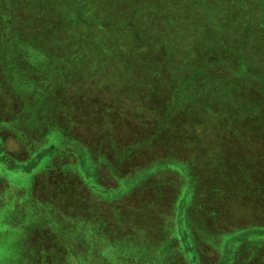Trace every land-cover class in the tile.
Instances as JSON below:
<instances>
[{
    "label": "rangeland",
    "instance_id": "1",
    "mask_svg": "<svg viewBox=\"0 0 264 264\" xmlns=\"http://www.w3.org/2000/svg\"><path fill=\"white\" fill-rule=\"evenodd\" d=\"M50 1L0 0V50L14 48L21 62L37 63L25 76L37 72L31 104L43 117L41 135L34 137L26 130L28 116H15L27 132L20 136L12 125L18 101L0 92V264H264V0H57L44 14ZM78 14L98 21L80 30L73 17ZM104 25L108 33L92 38ZM238 39L247 64L236 60ZM222 49L237 62L223 83ZM76 50L83 53L73 58ZM148 65L164 73L151 81L148 71L139 73ZM195 66H201L195 78L208 82L199 95L183 86L194 80L189 74ZM207 66L212 69L203 73ZM160 82H175L177 93L164 91ZM63 85L71 86L70 96ZM108 86L115 93L98 90ZM160 100L168 114L177 111L178 122L183 114H199L155 138L143 120L157 112ZM223 103L236 107L238 117L254 114L255 121L251 139L215 130L227 146L215 157L253 164L263 174H207L210 168L194 166L198 143L182 141L181 130L194 140L198 117L207 121L204 132L216 129L206 120L212 115L203 112L218 111ZM102 111L99 133L88 137L90 112ZM112 116L110 126L106 119ZM111 128V139L119 141L108 147L102 140ZM79 135L87 136L85 147L73 155L66 149L82 143ZM98 154L111 156L112 167L101 160L93 171ZM174 163L185 169L173 172ZM248 190L255 210L245 214L244 200L234 195L246 197ZM254 222L263 224L251 227ZM188 226L193 241L185 233Z\"/></svg>",
    "mask_w": 264,
    "mask_h": 264
},
{
    "label": "trees",
    "instance_id": "2",
    "mask_svg": "<svg viewBox=\"0 0 264 264\" xmlns=\"http://www.w3.org/2000/svg\"><path fill=\"white\" fill-rule=\"evenodd\" d=\"M56 5H57V0L50 1V2L47 3V5H44V8H43L42 12L44 14H47L53 7H56ZM80 8H82V7H80ZM32 11H36L37 15L41 12L40 8H38L37 10H34V9L30 8V12H32ZM73 17L76 20L77 28L80 29V30H83L84 28H86V26H88L90 23H92V21L93 22L98 21L95 18H93L92 16L91 17L90 16L89 17L88 16H82L81 14H78V15L73 16ZM84 17H88V18L85 19ZM4 24H7V29H8L9 21H8V23L4 22ZM105 26L106 25L101 27V31H98V32L94 31L91 34V37L96 39V40H99L101 37H104L108 33V30H107V28ZM239 37H241V35ZM135 38H137L136 35H135ZM238 40H239L240 46H239V48H236V51L238 52L237 56H236L237 62H238V58L240 57L239 49L244 45V41L243 40H241V39H238ZM13 49H5V50L1 49L0 50V92H3L4 90L5 91L7 90V91L11 92L12 96H14V98L16 97V99L18 101V102H15L14 106H13V113H14V119L13 120H16L15 123H12L13 128L19 130V135L20 136H22V137L23 136H25V137L27 136V132L24 133V132L20 131V121H19L18 118L15 117V116H19V115H21L23 113L24 114V118L26 116H28L29 121L31 122V124H26V125H28V129L26 128V130H31L32 131V136L36 137V136L41 135V132L39 131L38 126H39V121L41 119H43V117H42V114H41L42 112L40 111V109H38V111H36V106H32V104H31L32 100L34 99V96H32L31 88L34 85L37 84L39 79L37 77V72L36 71L33 70L34 72H30V74H28V76H25L26 75L25 72H26V70L33 69L34 66L37 63L32 65L29 62H26V63L21 62L19 60L18 53L14 52L15 49L14 50ZM82 53L83 52L81 50H76V51H74V54H73L72 57L73 58H78V57H80L82 55ZM243 54H245V53L244 52L241 53L240 59H244V62L246 63V59H245V56ZM220 55H221V58H223V60H226V62L222 63L223 65L220 64L221 72L218 73L219 74V78L222 80L221 82L223 83V82H225V80L227 79L228 76L229 77L232 76V74L225 75V73L227 72L226 70H228L229 68H232V67H236L237 66V62L235 61V58H233V55H232V53H230L229 50L222 49L220 51ZM13 59L17 60V63L15 61H13ZM55 59H56V57L52 54V57L49 60L55 62ZM30 60H31V58L28 57V60H26V61H30ZM64 64L67 65L68 68L70 67L66 62ZM200 68H201V66H198L197 68H196V66L193 67L192 70L190 71L189 77L190 78H194V80H189L187 86H186V83L183 84V86H185L186 91H190L189 94L193 93L195 95H199L203 91V89L208 86V82L207 81H204V80L200 81L199 79L195 78V74ZM99 69H100L99 66H95L93 68V72L96 73ZM211 69H212V67L207 66L206 69L203 71V73L207 72V71H210ZM217 70H218V68H217ZM247 70H248V68H247ZM247 70H246V72H249ZM144 71H148L149 72V74L152 77L151 81H155L158 76H160V75H162L164 73V72L163 73L160 72L157 69H156V72H152L150 65H148L146 67H143V66L139 67V73H142ZM69 73H70V70H68L62 76L63 77L64 76H68L67 74H69ZM56 75H58V74H56ZM98 79L103 81V82H105L104 80H102L100 78H98ZM159 84L161 85V87H164V91H169L170 90V92L173 95H175L177 93V86H176L175 82H172V84H170V85L163 84L161 82ZM168 86L170 88L168 90H166L168 88ZM63 88L65 90V95L66 96H70V94H71V86L70 85H66V86L63 85ZM79 90H82V88L79 87ZM98 90L99 91H107V92H110V93H115V91L109 86L108 87L98 88ZM223 92L225 93V94H223V96L226 99H228V100L231 99V95L228 93L229 91H224L223 90ZM20 94H22V95H20ZM95 98L101 99L100 96H97ZM165 100H167V99H165ZM95 101H98V100H95ZM247 101H250V103H251L250 105H252L253 107L255 106V102H254L252 96H250L247 99ZM82 102H84V101H82ZM147 102H148V100H147ZM163 103H164V100H160L158 107H155V111H157V112H155L153 114H150V115H146L145 114L146 118H144V120H143L144 124L148 125L149 127H152L155 130V132L153 133L155 138H159L160 136L163 137V134L167 131L166 130L167 128L169 130L172 129L173 130V131H171L172 133L177 131L175 129H178V128L182 127L185 124V123H183L184 120L186 122L187 119L190 120L191 117L196 116L197 114H199V113L183 114L182 115L183 121L182 122H178V121H176L177 111L176 110H172V112L170 114H168L167 107H165ZM190 104L191 103H188V104L186 103V106H189ZM146 106H147V104H146ZM176 106L177 105L172 101L171 109H174ZM220 106H221L220 110H218V111H215V112H203V113H208V114L212 115L211 118H208L206 120H212L211 123L215 126L216 129L210 130V132H204V130H208V129H206L204 127V125H206L207 121H205V120L204 121H200V119L198 117V118H196V122L194 124L192 123L193 128L195 130H198V135L194 137V140H191V137L187 136L184 130H181V134H182L181 138L183 137L186 142H188V143L197 142L198 143V155H197V157H195V162L193 163L194 166L197 168V170H199V166H200V163H201L203 168H207V169L210 168V170H209V172L207 174H263L262 173L263 169H261V167L259 168L257 166H254L253 164H248V163L244 164V163H240V162L232 163V162L224 159L223 157H215L216 153L227 149V146L224 145L225 143L222 142V140L223 141L226 140L222 136L223 133L222 134L221 133L216 134L215 130L216 131L217 130L218 131L222 130L223 132L226 131V132L231 133L230 138H232V139H236L238 137L242 138V136L245 139L246 138L247 139H251V137L248 135V133H249V131L251 129V124L255 121L254 114L246 115L243 118L238 117L237 114H236L237 113V108L232 106V105H230L229 103H223ZM106 109H108V111L110 110L111 112H117L115 109H113L111 107H107ZM90 114H92L91 115L92 116L91 122H93L94 125L92 123L91 130H85V132L88 133L87 134L88 137H89V135H92L91 132H93V134H98L99 133V131L97 129H99L101 127V125H100V122L98 123V121L99 120H103V119L106 118V113L104 111H102L100 113V115L96 114V112H90ZM185 115H187V116H185ZM9 117H12V116H9ZM113 117L114 116H112V118H110V119H106V121L109 122L110 126H111V120L113 119ZM234 117H236V118H234ZM107 118H108V115H107ZM4 122H6V120ZM189 123H191V122H189ZM34 124H35V126L33 127L32 125H34ZM17 127H19V128H17ZM259 127L263 128L264 126L259 124ZM112 129L113 128H111L108 131L107 137H105L102 140V141L105 140V143L108 145V147L111 146L109 144L113 145L115 142L117 143L119 141V140H112L111 139L112 137L109 135V132ZM74 130L79 131L80 130L79 126L77 128L74 127ZM81 131L82 130H80L79 133ZM101 131H103V129H101L100 132ZM62 134H63V132H62ZM100 134L101 135H99V136H103V133H100ZM226 134H228V133H226ZM83 137H81L80 135L77 136L76 138L78 140H82V143L81 142H75V144L72 143L73 146L71 145L69 148L66 149V151L69 152V153H72L73 155H75V153L78 154L77 149H79V148H83L84 149V147H85V143H83V142L85 140H87V136L84 137V138ZM76 138H74V139H76ZM183 138H182V141H183ZM214 138H215V140H214V142L212 144H206V145L203 144V142H205L207 140L214 139ZM260 138H262V137H260V135L255 137L256 140H260ZM98 139L99 138L97 136V138L95 140L98 142ZM124 142H126V141H124ZM165 147L167 148L168 146H165ZM99 148H100V146H99ZM69 149H71V151H68ZM45 150H47V149H45ZM157 154L164 155L161 152H159ZM37 155H38V153L33 155V157H36ZM202 155H204V156L202 157ZM33 157L31 156V158H33ZM80 157H83V156H80ZM111 158H112L111 156L110 157H106V156L100 157L99 154L97 156H95L94 159H95L96 163L93 166V171H94V168L96 166H98V169L100 168L101 165L99 164L100 163L99 161H101V160L104 163H106L109 168H111L112 167ZM211 158L215 160L214 164L209 163V160ZM30 161L31 160H29V163H30ZM120 161L121 160L119 158V160L114 162L115 165H118V163ZM33 162L34 163L37 162V159L33 160ZM212 165H215V166H212ZM234 165H237L239 168H237V170H236ZM252 165H253V167H252ZM171 167L174 168L173 172L176 171L178 173H180L179 171H183L185 169L184 167H182L181 165H179L177 163L171 164ZM51 169H52V167H48V168L46 167V171L47 172H50ZM116 170H114V171H116ZM157 170H158V168H157ZM194 173H196L195 170H194ZM199 193H201V192H199ZM234 196L237 199L244 200L245 204L244 203H241V204H244L243 205L244 209H242V210L245 212V214H247L248 209H249V211H253L254 212L255 209L253 210V208H251L253 205H251L249 203V202H253V201L248 199V197L250 196V190H248V194L246 195V197L244 195H242V194L241 195H234ZM254 202L255 203H259L258 199H256ZM213 217H214V215H212V213L210 211V218H213ZM207 222H208V224L210 226V231H206V232H207V234L208 233L210 234V233L213 232V225H212V223L210 221H207ZM260 223L263 224V222H260ZM260 223L254 222V223H252L251 227H256L255 225L260 227ZM195 226L199 227L196 224H195ZM245 227H249V226L245 225ZM238 229H240L239 225H238ZM216 230L217 229L214 228V231L217 234ZM185 233L188 235L187 238L189 240H191V241L194 240V236L195 235L193 234L191 227L188 226L187 227V231ZM247 238H244V239L246 240ZM201 258H203L202 255H201Z\"/></svg>",
    "mask_w": 264,
    "mask_h": 264
}]
</instances>
